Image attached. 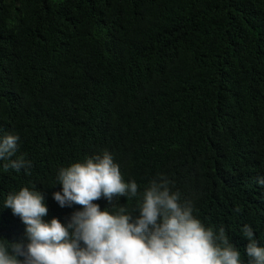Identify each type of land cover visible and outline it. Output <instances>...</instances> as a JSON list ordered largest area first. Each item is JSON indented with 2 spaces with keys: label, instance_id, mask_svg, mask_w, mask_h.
<instances>
[{
  "label": "trees",
  "instance_id": "obj_1",
  "mask_svg": "<svg viewBox=\"0 0 264 264\" xmlns=\"http://www.w3.org/2000/svg\"><path fill=\"white\" fill-rule=\"evenodd\" d=\"M9 134L32 167L0 160V240L28 242L3 207L22 187L66 226L83 209L53 200L59 169L107 150L141 192L167 178L248 264L243 225L264 247V0H0ZM115 202L93 203L136 215V199Z\"/></svg>",
  "mask_w": 264,
  "mask_h": 264
},
{
  "label": "clouds",
  "instance_id": "obj_2",
  "mask_svg": "<svg viewBox=\"0 0 264 264\" xmlns=\"http://www.w3.org/2000/svg\"><path fill=\"white\" fill-rule=\"evenodd\" d=\"M18 140L11 134L0 137V160L8 161L6 170L27 172L31 161L13 159ZM56 179L61 191L52 193L53 200L61 208L75 204L83 210L74 212L66 226L55 218L45 222L48 209L41 192L29 187L10 192L3 207L19 217L28 242L0 240V264H243L225 228L206 227L194 215L193 201L172 191L167 178L151 181L141 192L135 181L124 182L107 150L61 167ZM256 183L264 186V177ZM101 197L110 203L116 198L112 207L120 197L136 199V215L124 204L115 213L101 211L93 203ZM241 233L248 264H264V247L253 229L245 224Z\"/></svg>",
  "mask_w": 264,
  "mask_h": 264
}]
</instances>
